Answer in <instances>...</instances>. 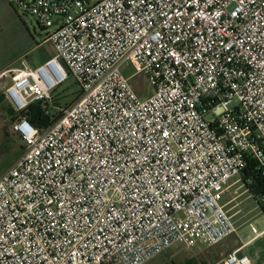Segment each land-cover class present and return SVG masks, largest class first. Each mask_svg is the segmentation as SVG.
Returning a JSON list of instances; mask_svg holds the SVG:
<instances>
[{
	"label": "built area",
	"instance_id": "obj_1",
	"mask_svg": "<svg viewBox=\"0 0 264 264\" xmlns=\"http://www.w3.org/2000/svg\"><path fill=\"white\" fill-rule=\"evenodd\" d=\"M13 7L55 53L0 76L14 110L42 103L50 114L70 76L81 96L46 128L14 122L25 146L0 176V264H148L234 235L225 206L250 160L264 178V0ZM127 62L149 80L147 99L123 75ZM254 199L261 209L264 194ZM221 264L251 261L237 249Z\"/></svg>",
	"mask_w": 264,
	"mask_h": 264
},
{
	"label": "rangeland",
	"instance_id": "obj_2",
	"mask_svg": "<svg viewBox=\"0 0 264 264\" xmlns=\"http://www.w3.org/2000/svg\"><path fill=\"white\" fill-rule=\"evenodd\" d=\"M14 0H0V66L30 67L36 69L43 65L54 53L53 46L45 41V32L37 25L36 19L24 16L13 7ZM122 73L129 78L136 94L141 100L147 99L153 88L145 75L139 73L132 62L122 67ZM12 84L10 77L0 79V93L6 96L7 88ZM80 86L73 77H69L53 93L54 100L63 105L71 106L78 99ZM22 111H16L9 101L0 95V176L11 168L23 154L25 142L13 128ZM237 200L225 206L232 221H248L257 228L264 224V214L257 201L242 186L236 193ZM251 226V224H250ZM231 236L223 242L231 246L236 240ZM197 250L184 246H175L158 256L148 264H196L200 260Z\"/></svg>",
	"mask_w": 264,
	"mask_h": 264
},
{
	"label": "crops",
	"instance_id": "obj_3",
	"mask_svg": "<svg viewBox=\"0 0 264 264\" xmlns=\"http://www.w3.org/2000/svg\"><path fill=\"white\" fill-rule=\"evenodd\" d=\"M54 54L55 53H53L52 56H54ZM11 68H18V67H11L4 65L0 66V76L5 71ZM0 95H2V99H5V101H9L7 97L4 96V92H1ZM231 216L233 218L234 215ZM238 222H239L238 224H235L237 231L234 234V236H236L237 239L234 241V243L231 246L223 244V242L226 241L224 240L223 242H221L216 246H212V247L201 246L197 249H193V250H197L198 251L197 253L200 255V260L195 261V263L221 264L222 260L225 258V256L228 253L240 249V254L248 256L250 258L251 264H264V224L261 226V228H258L263 233L257 238H254V235L250 230V224L251 225L254 224L252 223L248 224V221L245 220L242 221V219H240Z\"/></svg>",
	"mask_w": 264,
	"mask_h": 264
},
{
	"label": "trees",
	"instance_id": "obj_4",
	"mask_svg": "<svg viewBox=\"0 0 264 264\" xmlns=\"http://www.w3.org/2000/svg\"><path fill=\"white\" fill-rule=\"evenodd\" d=\"M81 96V92L78 93V99ZM77 99V100H78ZM70 106V105H69ZM67 105H63V107H69ZM61 107V104L54 101L53 108H51L50 114H46L43 111L42 103H33L29 106L28 109L21 112L20 117H26L32 124L35 126L46 128L53 121L60 117V112L58 111ZM257 163L255 160H250L248 169L245 171V175L243 178L244 185L249 193L259 199L262 194H264V178L260 177L256 172ZM261 209L264 213V204H261ZM190 264V263H188Z\"/></svg>",
	"mask_w": 264,
	"mask_h": 264
}]
</instances>
